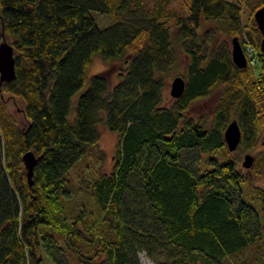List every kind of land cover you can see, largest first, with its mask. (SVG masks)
Listing matches in <instances>:
<instances>
[{"label":"trees","instance_id":"1","mask_svg":"<svg viewBox=\"0 0 264 264\" xmlns=\"http://www.w3.org/2000/svg\"><path fill=\"white\" fill-rule=\"evenodd\" d=\"M263 4L0 0V41L9 39L15 61V77L0 83V264H40L42 251L68 264L65 250L79 264H140L139 251L157 264H229L264 243V185L242 172L223 134L235 118L237 147L252 148L264 127L253 16ZM97 13L111 20L100 24ZM233 36L251 45L254 63L232 61ZM179 51L185 87L165 102L164 74ZM96 54L107 66L120 61L115 81L109 68L87 77ZM217 87L212 111L190 115ZM5 95L22 99L20 120ZM99 124L118 134L112 168L87 186L97 212L82 207L67 218V174L97 144ZM255 154L259 179L264 146ZM202 161L212 166L201 170Z\"/></svg>","mask_w":264,"mask_h":264},{"label":"rangeland","instance_id":"2","mask_svg":"<svg viewBox=\"0 0 264 264\" xmlns=\"http://www.w3.org/2000/svg\"><path fill=\"white\" fill-rule=\"evenodd\" d=\"M171 4L176 8H182L183 6L182 0H171ZM95 16L100 24H106L111 20V17L109 15L97 13L95 14ZM7 41H9L8 38ZM246 44L243 43L244 46H241L246 55V59L247 60L249 59L252 63H254L255 57L254 56L249 57L250 52L248 53L246 51L245 49ZM227 45L231 51V46H232L231 37L227 38ZM186 62H187V56L182 51H179L176 64L164 74L165 102H170L172 100L173 97L169 92L170 83L174 76L176 75L183 76L185 74ZM119 63L120 61L119 62L117 61L112 63V65L107 66L102 61L101 56L99 54H96L92 57L91 64L88 67L87 77L94 72L102 71L105 70L106 68H109L111 73L110 74L111 79L112 81H115L116 74L119 69L118 67L120 65ZM219 89L220 88L217 87L213 89L208 96L194 101L190 106L189 114L195 117L202 113L209 114L212 111V108L217 101L219 95ZM78 92H76L75 95H77ZM5 97H7L6 105L8 109L16 116L18 120H20L23 114H20L18 110L21 109L23 106L22 99L19 97H9L6 95ZM98 129H99V139L97 144L92 148H90L87 151V153L70 168L67 174L69 178V183L67 187L68 189L67 196L64 197L66 210L63 214L67 218L74 217L77 211H79V209L82 207L85 208L87 213L88 212L91 213V211L93 213L97 212L94 199L90 193V189L87 188V186L98 175V173L109 172L111 170L114 154L117 147V141H118L117 132L109 130L103 124H99ZM263 146H264V127L259 139L252 148H245L244 146H238L234 150H232L231 153L233 156H235L238 166L240 167L242 172L249 177L251 183L260 186L264 185V165L262 166L261 169L262 175L260 176L259 179H255V172L258 168H256L255 170L253 169V166L256 157L255 152H257L258 149H262ZM247 152L253 155L254 157L253 164L250 167H243L242 166L243 155ZM210 166H212V163L205 161H202L200 165L201 170ZM243 194L245 198L249 197L248 188L246 187L243 188ZM255 205L259 206V203L256 201ZM47 230L50 231L49 229ZM53 235L57 243L59 244L60 241L61 244L63 245L62 237L56 233H53ZM257 242L258 239L253 243L254 245H250L243 250L239 261H237L234 256H230L228 258V263L229 264H264V243L261 241L262 243L260 245L259 244L255 245L257 244ZM65 252H66L68 264H79L76 261L74 254L70 253L67 250H65ZM41 254H42V260L40 264H54L50 259V257L46 255V253L42 251ZM138 258L140 264H157L153 259L149 258L146 255L145 251H139Z\"/></svg>","mask_w":264,"mask_h":264},{"label":"water","instance_id":"3","mask_svg":"<svg viewBox=\"0 0 264 264\" xmlns=\"http://www.w3.org/2000/svg\"><path fill=\"white\" fill-rule=\"evenodd\" d=\"M254 19L262 34L260 40V49L264 59V4L253 11ZM231 58L238 67H244L247 63L246 55L241 47V44L236 36L231 38ZM15 77V61L13 55L12 44L3 36L0 41V83L9 81ZM185 87V79L182 75L173 77L170 83V94L172 97H178L182 94ZM224 139L228 150H234L240 140L241 131L239 124L235 118L231 119L224 129ZM24 159L28 164V177H30L31 166L34 163L33 154L27 151L24 154ZM254 157L250 153L243 155L242 166L250 167L253 164Z\"/></svg>","mask_w":264,"mask_h":264},{"label":"built area","instance_id":"4","mask_svg":"<svg viewBox=\"0 0 264 264\" xmlns=\"http://www.w3.org/2000/svg\"><path fill=\"white\" fill-rule=\"evenodd\" d=\"M246 51L249 53L250 52V55H249V57L250 56H254V54H253V52H252V47H251V45H249V44H246Z\"/></svg>","mask_w":264,"mask_h":264}]
</instances>
